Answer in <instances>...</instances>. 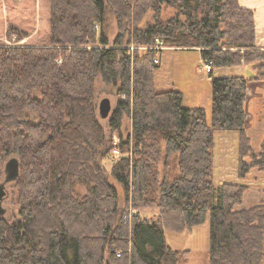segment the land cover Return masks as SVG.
Listing matches in <instances>:
<instances>
[{
	"label": "trees",
	"instance_id": "trees-1",
	"mask_svg": "<svg viewBox=\"0 0 264 264\" xmlns=\"http://www.w3.org/2000/svg\"><path fill=\"white\" fill-rule=\"evenodd\" d=\"M162 6L175 17L160 20ZM150 10L153 23L132 32ZM108 13L119 29L113 48L102 31ZM255 39L253 13L238 0H0V182L7 161L20 162L19 220L0 216V264H180L165 232L208 218L209 264H264V201L240 208L248 185L213 181L216 133H240L242 182L264 168V148L255 152L245 132L248 80L213 78L209 125L180 92L156 90L154 51L142 58L128 49L160 40L200 51L217 70L258 66L264 80ZM99 85L119 98L106 123ZM125 117L132 131L123 142ZM115 133L133 158L109 173ZM172 156L178 174L160 181ZM131 208L155 209L158 219L134 215L130 224Z\"/></svg>",
	"mask_w": 264,
	"mask_h": 264
},
{
	"label": "rangeland",
	"instance_id": "rangeland-1",
	"mask_svg": "<svg viewBox=\"0 0 264 264\" xmlns=\"http://www.w3.org/2000/svg\"><path fill=\"white\" fill-rule=\"evenodd\" d=\"M136 2L137 0H133ZM176 10L171 7L162 6L161 8V15L160 20L168 21L175 17ZM156 14L150 10L147 11L142 17L141 20L136 24L131 26V31L135 30H144L148 28L154 21ZM96 30L99 32L101 31V26L96 25ZM104 31L105 36L107 37L109 41V47L113 48L114 42L117 39L119 35V29L116 22V18L112 13H108L105 17V23L102 27ZM129 36H127V39ZM159 41V43H158ZM161 47H163V43L160 40H156L155 45L150 48H143L138 47L136 45H132L128 47L130 55L134 56V54L139 55L140 57L144 58L145 53H149L150 51H154L156 53L155 60L157 61V57H162V67L161 69L158 68L154 72V84L158 87H161L167 83L170 85H173L176 90L182 92L183 94V103L184 106L187 108L190 107H200L205 110L207 115V121L208 124L211 125L212 123V103H211V95H212V83L211 78L214 76V79L220 78L221 75H219L222 70L219 72L220 69H215L214 67L210 73L205 71L204 64L201 61V56L196 51H187V50H169L164 52L166 49L171 48H164L161 50ZM160 54V55H159ZM155 64V63H154ZM213 65V64H212ZM245 67V68H243ZM242 68V69H240ZM160 69V71H159ZM235 74H240V76H243L245 79L250 77L249 74V68L246 66L241 67H233L229 68ZM237 69H240L237 70ZM245 70V71H244ZM157 72V73H156ZM212 72H214L212 74ZM230 73V72H229ZM211 74V75H209ZM231 74V73H230ZM155 75H156V81H155ZM212 78V80H213ZM165 88V87H164ZM248 88V85H247ZM112 90L111 87L105 88L103 85L98 87L97 92V103L99 104L103 99H110L112 103V111L115 109L119 102V98L117 97L115 91ZM252 95V93H251ZM261 111L258 112L254 117L250 120V130H252V134L248 133L246 134L248 137L253 136L255 139L256 144L259 145V142L262 138L261 133L262 128H264V100L260 103ZM253 106V105H252ZM247 110V107H246ZM263 110V111H262ZM246 119H247V111H246ZM107 120H104V123H106ZM262 125V126H260ZM246 126V122H245ZM245 127V132H246ZM131 122L128 118H124L122 121V128L120 135L122 136L123 142L127 140V138L131 135ZM229 133V132H228ZM235 133L239 135V142L241 141V135L238 132H230ZM120 135L118 133H115L113 135L114 143H117L116 146H114L119 154H114L113 152L105 159L103 162L104 166L106 167L107 171L110 173L115 166L116 163H118L123 158H133L131 154H127V149H121L120 148ZM224 135L223 133H216L215 136V146L213 149V157H214V168L216 167V174L214 172L213 181L215 186H221L220 182L224 181V176L222 172L220 173V165L221 162L225 160L224 154H228V157L231 158V162H233V156L235 155V143L231 140V138L226 137V139L222 138ZM240 145V143H239ZM125 151V152H123ZM249 161H251L249 159ZM260 161V160H258ZM168 164H170V167L168 168V172L166 170V173L168 175V178L166 175H162V171H160V181L162 179H167L169 181H172L175 177V175L178 174V170H176V160L175 157L172 156L167 161ZM228 162L229 159H228ZM164 163V161H162ZM250 163V162H248ZM162 168V167H161ZM233 168V164H232ZM239 168V165H238ZM171 171V173H170ZM239 171V169H238ZM164 173V171H163ZM264 174V168L262 170H258L257 168L254 169L250 174L246 177L244 182L240 181L237 184L230 183L232 179H234L233 176L229 177V185H240L242 183L248 185V190L246 194L243 197V202L241 204L240 208L244 209H251L252 207L258 206L263 203L264 197L261 196L262 192H256V190H252V187L250 184L253 183V180L257 178H262ZM174 176V177H172ZM221 179V181H220ZM4 180H1L0 183H2ZM111 182L118 188V191L121 195V203L123 204L124 201V191H122V187L118 185L114 179L111 178ZM223 185V184H222ZM225 185V184H224ZM6 191L8 194L7 199L3 202L2 209L5 211V214L3 217L5 219L17 222L19 220L18 218V197H19V191L15 186V183L8 184L6 187ZM77 192L80 194H84V189L81 187H77ZM157 192L152 195V197H156ZM126 215L128 217V220L130 224H132L133 216L139 215L141 219H148L155 221L158 219V212L155 209H149V210H142L140 213L134 211L132 208L129 210V213ZM126 216L124 218H126ZM130 218V219H129ZM127 219V218H126ZM168 230V229H167ZM165 238L167 245L174 251L180 252V264H209V250H210V219L208 218L207 221L197 227L191 228V230L187 229L181 233H173L171 231L165 232ZM122 254V252H121Z\"/></svg>",
	"mask_w": 264,
	"mask_h": 264
},
{
	"label": "crops",
	"instance_id": "crops-1",
	"mask_svg": "<svg viewBox=\"0 0 264 264\" xmlns=\"http://www.w3.org/2000/svg\"><path fill=\"white\" fill-rule=\"evenodd\" d=\"M239 6L242 9H246V10H250L253 13L254 16V21H255V34H256V39H255V46L257 49H259L260 51H264V0H238ZM169 50H174V49H166L164 50V52L169 51ZM190 51H196L200 54V51L198 50H190ZM160 55V54H159ZM201 56V54H200ZM162 57H163V53L162 56L157 57L159 60V68L161 69L162 67ZM204 66H205V62L203 61L202 57H201V61ZM249 68V74L250 77L247 78L246 80H248V88H247V99H246V107H247V119H246V134H252V130H250V120L254 117V115H256L258 112L261 111V106H260V102L264 100V80H256L258 77V72L256 67L258 66H246ZM245 68V67H243ZM159 69V71H160ZM242 69V68H240ZM240 69H237L240 71ZM204 70V68H203ZM222 70V72L219 74L221 75L220 78H244L243 76H240V74H235L232 71H230L231 69L229 68H225V69H220L218 70L219 72ZM214 72L216 71L215 69L213 70ZM245 71V70H244ZM212 72V74L214 73ZM231 74H230V73ZM157 73V72H156ZM211 75V74H209ZM214 76H212L213 78ZM212 78H211V83H212ZM155 81H156V75H155ZM212 85V84H211ZM159 84L156 86L155 88L158 92H165V91H169V90H176L175 87L173 85H170L169 83L158 87ZM165 87V88H164ZM212 87V86H211ZM178 91V90H176ZM180 92V91H178ZM181 94H183L182 92H180ZM252 93V95H251ZM211 103H212V95H211ZM253 105V106H252ZM186 107V106H185ZM191 109H197L200 107H190ZM263 111V110H262ZM262 126V125H260ZM256 134H261L262 138L259 142V145L256 144L255 139L253 138V136L251 135V137H249V139L251 140V144L253 147V150H255V152H259L261 151L264 147V128H262V132L261 133H256ZM223 137L224 139H226V137L231 138V140L235 143V155L233 156V162H231L232 157L229 158L228 154H224V158L225 160L223 162H221V165L219 167V169L221 170L220 173L222 172L224 178L223 182H220V185L222 186V184H228L229 183V177L233 176L234 179H232V181L230 183L232 184H237L239 183L241 180L239 179V175H238V165H239V135L235 134V133H223ZM228 159L230 162H228ZM232 164H233V168H232ZM216 167L214 168V172L216 174ZM221 181V179H220ZM250 186L252 187V190H256V192L260 191L261 196L264 197V174L262 176V178H255L253 180V183L250 184Z\"/></svg>",
	"mask_w": 264,
	"mask_h": 264
},
{
	"label": "water",
	"instance_id": "water-1",
	"mask_svg": "<svg viewBox=\"0 0 264 264\" xmlns=\"http://www.w3.org/2000/svg\"><path fill=\"white\" fill-rule=\"evenodd\" d=\"M98 112L101 120L109 119L112 113V103L110 99H103L98 104ZM20 178V162L17 158H12L7 161L4 166V180L0 183V216L5 214L2 209L3 202L7 199L8 194L6 187L8 184L16 183Z\"/></svg>",
	"mask_w": 264,
	"mask_h": 264
},
{
	"label": "built area",
	"instance_id": "built-area-1",
	"mask_svg": "<svg viewBox=\"0 0 264 264\" xmlns=\"http://www.w3.org/2000/svg\"><path fill=\"white\" fill-rule=\"evenodd\" d=\"M158 43H159V41H158ZM163 49H164V47H161V50H163ZM154 63H155V65H159V60L158 59H157V61L155 60ZM204 69H205V71H207L208 73H210L212 71V69H213L212 63L211 62H206L205 63V66H204ZM116 145H117V143H114V146H116ZM113 153L114 154H119V152L117 151L116 148H114ZM120 256H121V253L118 254V257H120Z\"/></svg>",
	"mask_w": 264,
	"mask_h": 264
}]
</instances>
